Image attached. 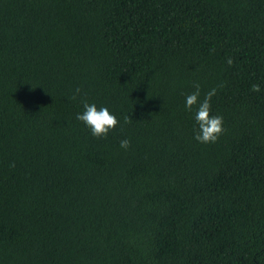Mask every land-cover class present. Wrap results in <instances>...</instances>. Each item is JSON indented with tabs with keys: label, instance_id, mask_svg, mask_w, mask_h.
Instances as JSON below:
<instances>
[{
	"label": "trees",
	"instance_id": "obj_1",
	"mask_svg": "<svg viewBox=\"0 0 264 264\" xmlns=\"http://www.w3.org/2000/svg\"><path fill=\"white\" fill-rule=\"evenodd\" d=\"M0 264H264V0H0Z\"/></svg>",
	"mask_w": 264,
	"mask_h": 264
},
{
	"label": "clouds",
	"instance_id": "obj_2",
	"mask_svg": "<svg viewBox=\"0 0 264 264\" xmlns=\"http://www.w3.org/2000/svg\"><path fill=\"white\" fill-rule=\"evenodd\" d=\"M229 66L233 61L231 58L227 60ZM223 85H221L222 87ZM194 92L188 94L185 98V109L192 112L195 108L194 119L198 125V130L195 134V140L202 144L216 143L219 137L223 134V117L211 114V99L216 94V89L213 88L208 91L201 100V91L199 83H194ZM253 92H260V85L253 84L251 86ZM81 89L77 88L72 99H76ZM77 120L81 121L87 128L90 129L93 137L107 138L109 132L114 131L119 124L118 119L113 115L107 107H100L99 109L93 103L83 102V111L77 114ZM130 116L125 117L124 122H131ZM130 141L124 139L120 141V147L127 150L130 147ZM14 167V164L12 165Z\"/></svg>",
	"mask_w": 264,
	"mask_h": 264
}]
</instances>
